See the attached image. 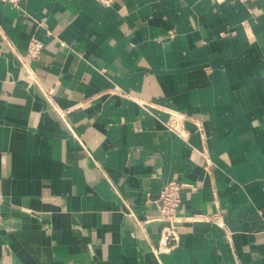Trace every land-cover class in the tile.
Returning a JSON list of instances; mask_svg holds the SVG:
<instances>
[{"label":"crops","instance_id":"1","mask_svg":"<svg viewBox=\"0 0 264 264\" xmlns=\"http://www.w3.org/2000/svg\"><path fill=\"white\" fill-rule=\"evenodd\" d=\"M0 264H264V0H0Z\"/></svg>","mask_w":264,"mask_h":264},{"label":"built area","instance_id":"2","mask_svg":"<svg viewBox=\"0 0 264 264\" xmlns=\"http://www.w3.org/2000/svg\"><path fill=\"white\" fill-rule=\"evenodd\" d=\"M8 2L11 5H16L18 0H1ZM102 5L110 6L114 0H98ZM245 1V0H241ZM43 43L37 39L32 38L27 47L26 55L31 59L37 58L42 50ZM51 90H45L44 95L47 96V99H50ZM187 119V115L184 113H180L177 111H173L169 113L167 120L164 121V125L167 129L176 133L180 137L185 138L187 136V130L184 126V121ZM199 129H201L199 127ZM183 187H190L194 189L191 184L171 180L168 181L163 188L161 189L158 199L156 201L158 216L157 220L163 223L162 228L160 230V239L158 246L153 249L156 255L169 252L174 249L180 240V231L179 228L184 221L187 220H201V221H210L219 225L221 227H225L222 216L218 212L212 213H201L192 215L189 217H185L183 214L179 212V205L181 202L180 191ZM227 236H229L230 231L227 229Z\"/></svg>","mask_w":264,"mask_h":264}]
</instances>
